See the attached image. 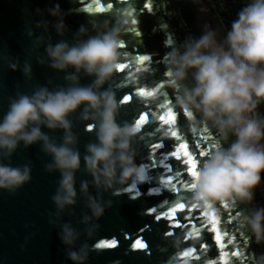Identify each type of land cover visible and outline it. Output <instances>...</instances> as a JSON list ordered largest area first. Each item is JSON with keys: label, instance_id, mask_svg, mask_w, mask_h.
Here are the masks:
<instances>
[{"label": "clouds", "instance_id": "obj_1", "mask_svg": "<svg viewBox=\"0 0 264 264\" xmlns=\"http://www.w3.org/2000/svg\"><path fill=\"white\" fill-rule=\"evenodd\" d=\"M192 2L202 5L200 0ZM48 11L56 20L57 34L62 36L66 25L59 6ZM201 11L206 13L207 9L202 6ZM88 16L94 34L89 35L88 28L81 26L71 45L64 40L46 42L44 35L35 37V46L44 47L45 53L39 63L65 73V84L36 86L30 94L17 93L0 118V190L15 194L31 182V165L13 166L11 158L21 144L25 149L40 144L41 151L50 157L45 171L60 177L51 196L56 211L49 223L59 226L60 239L73 264H86L90 251L111 249L102 241L91 248L84 243L77 249L80 233L71 223H59L62 214L77 203L76 174L81 171V160L83 171L92 178L80 181V196L91 213H84L81 219L89 238L99 227L95 221L111 206L101 193L117 196L130 192L135 182L148 179L146 165L136 163L142 125L137 119L118 122L120 110L131 96L118 101L119 87L113 84L124 68L122 34L133 23L132 10L116 7L106 14ZM35 27L48 32L47 21L41 20ZM28 35L34 33L30 30ZM166 46L171 50L163 60L166 71L161 81L163 90H171L172 108L178 115L183 113L193 133L203 129L215 134L213 147L188 177L187 205L239 210L241 232L250 244L264 245V207H250L264 174V114L260 111L264 104V0H247L222 38L211 24H205L199 38L189 36L181 44L171 39ZM9 66L13 71L18 68L16 63ZM23 73L31 78L29 64L24 65ZM82 75L93 77L91 84L82 85ZM161 90L157 82L148 95L138 96L156 98ZM78 112L84 130L95 135V140L85 145L83 157L71 121ZM44 128L63 135L58 141ZM129 181H133L132 187H125ZM90 187L97 190L96 196L89 192ZM154 212L155 208L148 214ZM169 236L170 232L165 233L166 238ZM173 243L176 252L167 264H182L181 256L187 252L182 247L185 240L177 237ZM204 264L212 262L205 260ZM255 264H264V254H256Z\"/></svg>", "mask_w": 264, "mask_h": 264}, {"label": "water", "instance_id": "obj_2", "mask_svg": "<svg viewBox=\"0 0 264 264\" xmlns=\"http://www.w3.org/2000/svg\"><path fill=\"white\" fill-rule=\"evenodd\" d=\"M56 6H59L66 25L62 36L57 34L56 20L48 11ZM202 6L192 0H134V3L130 0H0V118L8 110L9 99L17 93L30 94L36 86L65 84V73L54 71L47 63H39L45 53L44 47L35 46L36 36L44 35L45 41L53 44L64 40L71 45L81 26L88 28L89 35L94 34L88 15L106 14L116 7L131 8L133 13V23L122 34L124 68L113 84L119 87L118 101L125 95L131 96L121 108L118 122H133L142 115L148 117L141 126L143 140L136 145V163L146 165L148 179L135 182L134 187L133 181H129L125 187H132V190L117 196L102 192L103 200L110 201L111 206L106 207L104 215L95 221L99 227L89 238L81 219L84 213H91L80 196V181H91L92 178L83 171L81 160V171L76 174L77 203L62 214L59 223H71L80 233L75 245L77 249L84 243L91 248L99 241L104 245H115L101 252L90 251L86 264H167L176 252L173 241L177 237L185 240L182 247L192 254L188 257L182 254V264H204L205 260L212 264H255L256 254H264V245L250 244L241 232L237 223L239 210L221 205L216 209L187 205V184L191 175L184 162L187 157L182 149L179 160L173 155L181 143L187 144V151L197 164L213 147L215 139L213 132L190 131L183 113L178 115L172 108L171 90H163L161 81L166 71L163 60L171 50L166 42L174 39L181 44L189 36L199 38L204 27ZM97 7L104 10L97 12ZM41 20L48 22L46 34L35 27ZM30 30L34 33L32 37L28 35ZM143 57L147 59L141 64L139 61ZM10 63L18 65L16 71L10 68ZM26 63L31 67L30 79L23 73ZM93 79L82 75L80 83L89 85ZM157 82L162 90L156 98L141 99L138 96L142 90L147 92L155 88ZM169 110L176 118L175 123L160 119L161 116L167 118ZM71 121L73 132L79 136L83 157L85 145L94 141L95 135L84 130L79 112L71 117ZM42 130L54 135L58 141L63 135L59 130L54 133L47 128ZM172 132L180 139L172 136ZM49 160L40 144L27 149L21 144L11 158L13 166L31 165V182L15 194L0 190V264H73L60 239L59 226L49 223L50 215L56 211L51 196L60 178L59 173L45 171ZM89 192L97 195L94 187H90ZM180 204L184 208L173 212ZM250 207H264L260 187L255 189ZM153 208L155 212L148 214ZM214 221H218L216 227L223 247L211 230ZM169 232L172 236L166 238L165 233ZM138 239L147 245L146 250L135 246Z\"/></svg>", "mask_w": 264, "mask_h": 264}, {"label": "snow or ice", "instance_id": "obj_3", "mask_svg": "<svg viewBox=\"0 0 264 264\" xmlns=\"http://www.w3.org/2000/svg\"><path fill=\"white\" fill-rule=\"evenodd\" d=\"M103 10H104V9H102V8H100V7H97V8L95 9V11H97V12H101V11H103ZM146 59H147V57H143V58H141V60H140L139 62H140L141 64H143L144 61H145ZM122 70H123V68H122ZM139 94H140V95H148V93L145 92V91H143V90L140 91ZM160 119H161L162 121H164L165 123H168L169 121H171L172 123H175V119H176V118H175V116L173 115L172 111L169 110L168 113H167V118H165L164 116H161ZM147 120H148V117H147L146 115H142V116L139 117L138 122H139L140 125H143V124H145V123L147 122ZM171 135L174 136V137H176L177 140L180 139V137L177 136V134H176L175 132H172ZM154 147H156V148H160V145H155ZM187 148H188V145H187V144H183V143H181L180 146H179V149H177V151L174 152L173 155L176 157V159L179 160V159H180V150H181V149L184 150V151H183V155L187 157V160L184 161V162H185L186 165L189 166V171H190V173H191V174H194V173H195V169H196V163H195L194 159L192 158V156L189 155V153H188V151H187ZM168 183H171V181H168ZM183 208H184V205H183V204H180V205L177 206V208H174V209H173V212H175V211H177V210H182ZM169 215H171V214H169ZM213 219H214V218H213ZM217 223H218V221H214V222H213V224H212V229H211V230H212L213 232L216 233V239H217V241H218V242H221V236H220V233H219V231H218V229H217V227H216V224H217ZM104 246H107V247H113L114 245H104ZM135 246H136L137 248H144V247H145L144 243H142L141 240H139V239L135 241ZM220 246H221V247L224 246L222 242H221V245H220ZM190 255H192L190 252H185V253H184V256H185V257H188V256H190Z\"/></svg>", "mask_w": 264, "mask_h": 264}, {"label": "trees", "instance_id": "obj_4", "mask_svg": "<svg viewBox=\"0 0 264 264\" xmlns=\"http://www.w3.org/2000/svg\"><path fill=\"white\" fill-rule=\"evenodd\" d=\"M212 11L215 28L218 29L221 38L229 29L233 19L236 18L237 12L247 2V0H205ZM260 111L264 114V104L261 105Z\"/></svg>", "mask_w": 264, "mask_h": 264}, {"label": "rangeland", "instance_id": "obj_5", "mask_svg": "<svg viewBox=\"0 0 264 264\" xmlns=\"http://www.w3.org/2000/svg\"><path fill=\"white\" fill-rule=\"evenodd\" d=\"M200 3L207 9V12H202V16H203V19L205 21V24H211L213 28H215V22L213 21V17H212V11L210 9V7L208 6L207 2L205 0H200ZM217 31L218 29L215 28ZM218 34H219V38H221V35L218 31ZM262 190V193L264 195V174H262V178H261V184L259 186Z\"/></svg>", "mask_w": 264, "mask_h": 264}, {"label": "bare ground", "instance_id": "obj_6", "mask_svg": "<svg viewBox=\"0 0 264 264\" xmlns=\"http://www.w3.org/2000/svg\"><path fill=\"white\" fill-rule=\"evenodd\" d=\"M203 14H202V11H201V21H202V23H203V25H205V21H204V19H203V16H202Z\"/></svg>", "mask_w": 264, "mask_h": 264}]
</instances>
